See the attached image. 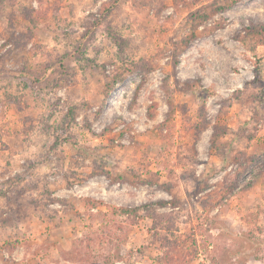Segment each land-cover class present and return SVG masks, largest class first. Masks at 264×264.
I'll return each mask as SVG.
<instances>
[{"label":"rangeland","instance_id":"rangeland-1","mask_svg":"<svg viewBox=\"0 0 264 264\" xmlns=\"http://www.w3.org/2000/svg\"><path fill=\"white\" fill-rule=\"evenodd\" d=\"M0 264H264V0H0Z\"/></svg>","mask_w":264,"mask_h":264},{"label":"trees","instance_id":"trees-1","mask_svg":"<svg viewBox=\"0 0 264 264\" xmlns=\"http://www.w3.org/2000/svg\"><path fill=\"white\" fill-rule=\"evenodd\" d=\"M166 187V186H165ZM125 212H127V213H132L133 211L132 210H127V211H125Z\"/></svg>","mask_w":264,"mask_h":264}]
</instances>
